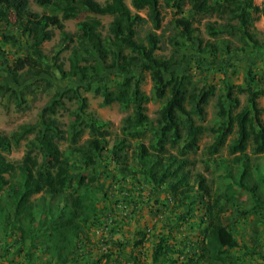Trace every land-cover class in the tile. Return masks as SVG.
I'll use <instances>...</instances> for the list:
<instances>
[{
	"label": "trees",
	"instance_id": "trees-1",
	"mask_svg": "<svg viewBox=\"0 0 264 264\" xmlns=\"http://www.w3.org/2000/svg\"><path fill=\"white\" fill-rule=\"evenodd\" d=\"M165 1L170 4V0ZM187 1L199 14L226 12L230 21L206 23V33L215 39L211 40L202 37L200 29L193 26L192 17H177L176 35L172 40L175 48L170 57L161 58L156 56L160 48L156 29L162 21L161 0H131L136 11L126 0H106L105 3L35 0L45 9L42 13L32 10L29 0H0V22L9 21L10 13H14V23L21 34V38H17L14 34L1 33L3 42L9 44L25 39L30 43L28 52L8 68L11 81L0 82V94L7 95L8 100L16 98L20 104L35 79L51 73L52 66L44 65L42 45L54 37V28H57L63 35V43L74 42L75 45L68 69L61 62L54 65L62 78L72 79L77 84L65 95L68 94L69 99L80 98L69 138L53 117L63 94L46 104L35 122L23 123L10 133L0 131V243L7 244L10 237L16 241L19 254L24 255L21 264H72L81 259L80 250L92 243L93 227L103 224L95 184L104 167L105 153L119 171L117 180L120 182L131 179L137 185L142 180L148 181L156 188L166 189L173 199V210L188 207L186 212H179L178 220L190 215L196 202L201 200L198 202L204 205V216L199 224L201 247L182 264H244L248 261L247 250L253 253L255 248L245 241L240 242L237 234L245 232L243 229L241 232L239 220L243 218L246 222L255 212L260 215L258 211L264 205V191L260 192L261 185L253 172L256 166L247 151L252 142V154H264V120L258 104V98L264 96V72L260 78L250 72L242 83L224 80L221 88L214 84L198 88L193 86L191 74L179 72L176 67L190 52H198L202 62L207 59L210 64H217L224 61L227 53L245 51L248 41L261 47L252 26L255 13L264 16V3L259 6L254 0ZM183 2L173 0L178 9ZM141 10L147 11L148 18L141 15ZM85 14L111 15L108 33L104 35L100 29V19L84 18ZM68 19L77 20L73 33L65 30L64 21ZM234 19L237 22H232ZM143 20L151 21L153 26L145 41L138 40L136 28ZM224 34H239L245 45L232 46L230 40L221 38ZM3 53L0 46V54ZM136 62H140L142 71L150 73L153 83L150 94L141 89L143 75L136 73ZM109 69L117 71L113 85L106 79ZM80 89L101 95L103 105L116 102L125 111L131 109L122 119L116 138H111L108 121L95 116L88 121L82 117L88 102L86 96H81L83 90ZM241 93L247 96L246 104L235 111ZM214 96L217 97L215 124L208 126L199 121H203L205 107ZM156 100L161 101V106L157 116L151 118L145 112V104ZM235 127L240 136L228 144L234 166H224L220 160L215 162L223 167L222 179H209L202 172H193L194 161L189 155L200 149L202 135L208 131L215 133L214 140L203 148L205 167L210 169V162ZM85 129H88V137L80 143ZM32 134L34 137L28 139ZM23 140H26L25 153L19 163L12 162L8 155ZM63 140H68L66 150L60 147ZM38 148L46 153V163L40 161ZM78 155H82L80 160H76ZM220 159L222 161L223 157ZM71 165L76 166V174L71 172ZM123 190L124 186H120V191ZM104 208L106 213L110 212ZM232 215L236 219L230 218ZM252 219L258 222L261 218ZM138 233L142 236L137 241L139 244L144 241L146 232ZM171 234L172 231L168 235L159 233L153 247L154 264L176 263L174 255L179 249L168 242ZM1 251V257H8L4 248ZM254 253L264 258L256 249ZM92 254L90 251L89 257ZM111 260L112 254L106 253L90 258L86 264H110ZM8 264L20 263L9 258ZM135 264L148 263L135 257Z\"/></svg>",
	"mask_w": 264,
	"mask_h": 264
},
{
	"label": "rangeland",
	"instance_id": "rangeland-1",
	"mask_svg": "<svg viewBox=\"0 0 264 264\" xmlns=\"http://www.w3.org/2000/svg\"><path fill=\"white\" fill-rule=\"evenodd\" d=\"M101 3H105L106 0H98ZM133 11H136L131 5V0H126ZM215 3L217 0H210ZM223 1V0H221ZM256 5L262 6L264 0H254ZM161 14L162 21L159 29H156L160 35L159 50L156 51V56L161 58H168L173 53L175 45L172 43L174 36L176 35L175 20L177 17L189 16L193 19V26L200 29V33L203 38L215 40L210 38L206 33L205 25L208 22H216L221 24L229 22L230 17L226 12H215L213 14L204 13L199 14L192 8V5L184 0L180 9L174 6L173 0H170V4H167L165 0H161ZM29 7L37 12H44L41 6L35 3V0H29ZM141 15L147 17V11L141 10ZM84 18L94 17L98 18L102 22L100 29L103 34L108 33L109 22L112 20L111 15H91L85 14ZM15 14L10 13L9 21L0 22V46L4 50L3 54H0V82L5 83L11 81L8 68L13 66L16 59L19 56H24L28 50L30 43H27L25 39L20 42L5 44L1 37V33L11 35L14 34L17 38H21L16 25ZM75 19H68L64 21L65 30L67 32H75L76 30ZM232 22H237L236 19ZM252 26V32L257 36L259 40V46H253L251 41L249 45H246L245 51H237L233 53H227L224 61L217 64H210L209 61L202 62L199 58L198 52L188 53L186 60L181 61L179 66L176 67L179 72H185L191 74L192 84L195 87L207 86L206 84H214L217 88L223 86L224 80H228L233 83H242L246 75L250 72L254 73L257 78H260L264 72V16L259 13L254 14V22ZM137 38L138 40L145 41L146 35L153 29L152 23L149 20H143L137 23ZM54 37L43 43L42 49L45 54L44 65H51V73L44 74L37 77L32 83L31 87L27 89V93L24 94L25 99L18 104L16 98L8 100L7 95L0 94V131L4 133H10L18 128L19 125L26 122H35L39 118V114L43 107L50 103L53 99H61L62 102L57 105L56 113L53 114L62 129L66 131L67 138L71 135V124L75 119V112L78 110L80 104V98L74 97L69 99L66 91L70 88L75 89L77 85L72 79H64L61 77L59 71L54 64L61 62L64 68H69V56L71 54L74 42L63 43L62 34L59 29L54 28ZM221 38H227L230 40L232 46L245 45L244 41L240 38L239 34L229 35L224 34ZM182 53H178L179 60L182 59ZM55 56H58L55 59ZM136 73L143 75L141 83V89L146 93H151L152 79L149 72L142 71L140 62H136ZM116 70L109 69L106 73V79L110 85L114 84V80L117 77ZM258 83V82H257ZM83 90V89H80ZM72 95L71 92H69ZM65 95V96H64ZM81 96L87 97L88 106L82 112V117L89 121L91 116H95L109 122V129L111 131V138H116L120 133V127L122 119L131 112L123 110L118 103H112L110 105H103V97L94 93V91L83 92ZM246 94H239L240 103L235 111L240 110L246 104ZM216 100L217 97H211L209 104L205 107V116L203 121H199L202 124L212 126L215 124L216 115ZM258 104L261 108V118L264 120V96L258 98ZM145 112L151 117L157 116L158 109L161 106V101H150L145 104ZM190 105H188V108ZM197 118V116H195ZM240 134L235 127L234 132L227 138L226 144L221 147L220 152L213 158L215 161L210 162V169L205 167V154L203 148L210 144L215 137V133L208 131L202 135L199 144L200 149L197 152L191 153L189 156L194 161L191 165L193 172H202L209 179L218 178V181L222 179L223 167L215 165V162L220 160V164L233 165L231 161L232 155L228 153V144L233 138H239ZM34 137L29 135L28 139ZM88 137V129L84 130L80 143H82ZM27 140V139H26ZM26 140H23L17 149H14L8 158L15 163H19L26 150ZM68 146V140L60 142V147L66 150ZM248 153L251 154L252 164L256 167L253 168L255 177L258 179L261 190L264 189V154L254 155L253 143H249ZM39 159L43 163L47 162L46 153L40 148L37 149ZM104 156V167H102V173L99 176L98 183L95 184V190L98 197L97 204L102 210L103 224L99 227H93L92 229V243L80 250L81 259L72 264H86L87 261L93 257H97L101 254H112V260L110 264H135V257L137 259L147 262L148 264H154L153 259V247L158 241L159 233L167 234L172 231L169 239V243L175 248L179 249L174 257L176 263L182 264L188 256L194 252L199 251L201 247L202 228L200 227L201 220L204 216V205L196 202L197 205L190 211V215L186 216L183 220H178L177 215L186 212L188 207H182L180 211L173 210V199L169 196L164 187L156 188L152 183L142 180L141 183L134 185L131 179H126L122 182L117 180L119 177V171L115 164L108 157V153ZM82 155H78L76 160H80ZM225 159V162L222 160ZM234 166V165H233ZM72 173L76 174L77 168L75 165L70 166ZM114 174V175H113ZM116 176V177H115ZM120 186H124V190L120 191ZM242 195V193H241ZM118 201V202H117ZM104 206L109 209V213H106ZM111 207V208H109ZM111 209V210H110ZM175 211V212H172ZM259 213L252 215L254 217H260V221L255 222L252 218H249L246 222L244 219H240L238 226L245 231L244 233L237 234L240 242L245 241L249 246H253L258 252L264 255V205L262 209H259ZM230 218L236 219L235 215ZM245 223V224H244ZM138 231L146 232L144 241L137 243L142 236ZM18 243L13 241L12 238L7 239L5 242L0 243V264H8L9 258L14 259L16 262L24 263V255L19 254L17 249ZM255 246V247H254ZM7 251V256L1 257V250ZM254 249V251H255ZM93 252L89 257V252ZM245 250H241L244 252ZM253 251L247 250L248 261L244 264H264V258L255 254ZM264 257V256H263ZM156 264V263H155Z\"/></svg>",
	"mask_w": 264,
	"mask_h": 264
}]
</instances>
